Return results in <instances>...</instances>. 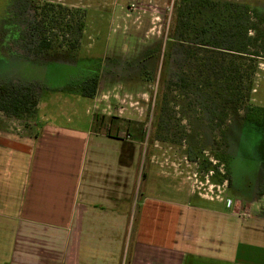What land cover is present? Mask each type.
<instances>
[{"label": "rangeland", "instance_id": "1", "mask_svg": "<svg viewBox=\"0 0 264 264\" xmlns=\"http://www.w3.org/2000/svg\"><path fill=\"white\" fill-rule=\"evenodd\" d=\"M10 1L0 0V81H34L40 98L59 95L60 101H46L49 109L61 113L64 120L75 110L81 123L88 121V107L94 108L79 85L97 73L99 108L94 128L115 120L118 131L140 132L143 171L154 167L183 178L195 195L193 203L225 210L232 201L241 206L240 213L264 215V125L255 123L248 113L264 106V62L257 68L251 99L225 103L212 99V88L202 83L205 77H192L197 71L188 66L183 70L192 78L186 82L193 83L180 90L173 82L165 55L181 0H29L26 6L24 0ZM212 1L249 5L254 27L264 30L259 21L264 0ZM44 3L52 6L36 15V5ZM61 7L76 11L62 17ZM18 10L23 12L19 15ZM5 18L7 25L2 28ZM24 20L40 24L41 36L54 32L65 44L76 42L73 60H64L60 53L33 57L30 50L36 46L24 39L28 24ZM65 22H71L66 33L60 26ZM80 22L84 24L81 33L76 28ZM172 65L174 70L180 66L174 60ZM1 123L21 128L19 120L2 111ZM223 131L227 148L222 145ZM245 219L264 224V218Z\"/></svg>", "mask_w": 264, "mask_h": 264}, {"label": "crops", "instance_id": "2", "mask_svg": "<svg viewBox=\"0 0 264 264\" xmlns=\"http://www.w3.org/2000/svg\"><path fill=\"white\" fill-rule=\"evenodd\" d=\"M91 99L85 122L41 96L30 127L1 123L0 264H264V224L245 219L264 215L193 203L183 178L143 171L141 139L94 128Z\"/></svg>", "mask_w": 264, "mask_h": 264}, {"label": "trees", "instance_id": "3", "mask_svg": "<svg viewBox=\"0 0 264 264\" xmlns=\"http://www.w3.org/2000/svg\"><path fill=\"white\" fill-rule=\"evenodd\" d=\"M28 1L24 0V6ZM50 6L52 4H37L36 15H41ZM23 11L18 10L17 14L20 15ZM75 11L76 9L61 7L60 13L62 17H67ZM7 21L6 18L2 19V28L6 27ZM259 21L264 25V16H259ZM26 23L28 24L26 32L24 31V39L27 38L28 45L36 46L30 50L33 57L44 58L46 55L60 53L61 58L70 61L76 56L78 49L76 42L65 44L54 32L47 37L41 36L37 32L40 24L24 20V24ZM83 25L82 22L77 25L79 33L82 32ZM60 26L66 33L71 29V22H65ZM173 29L170 48L165 57L168 59L167 67L172 73L173 82L180 90L193 83V81L188 83L187 80L200 76L205 77L202 83L212 88V99L225 103L251 99V93L255 89L257 68L260 62H264V30L254 27L249 5L234 1L220 4L212 0H181ZM157 51L160 52L161 47L157 48ZM67 56L70 59H66ZM172 60L180 64L178 70L171 66ZM182 62L188 65L181 66ZM184 66L195 69L196 76L188 78L189 75L183 70ZM98 86L99 75L94 73L86 76L79 85V90L83 96L93 98ZM38 89L39 85L34 81L26 83L0 81V111L9 118L19 120L25 127H30L38 114L40 101ZM203 90L206 92L205 88ZM248 111L252 113L250 118L255 123L264 125V106H255L253 110ZM110 122L103 123L107 132L111 129L112 121ZM127 133L128 135L132 133L131 128H128ZM140 135L139 132L134 136L141 139ZM222 136H224L222 145L227 148L228 142L224 131Z\"/></svg>", "mask_w": 264, "mask_h": 264}, {"label": "flooded vegetation", "instance_id": "4", "mask_svg": "<svg viewBox=\"0 0 264 264\" xmlns=\"http://www.w3.org/2000/svg\"><path fill=\"white\" fill-rule=\"evenodd\" d=\"M11 1H12V0H11ZM11 1H10V2H11Z\"/></svg>", "mask_w": 264, "mask_h": 264}]
</instances>
